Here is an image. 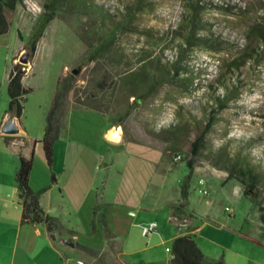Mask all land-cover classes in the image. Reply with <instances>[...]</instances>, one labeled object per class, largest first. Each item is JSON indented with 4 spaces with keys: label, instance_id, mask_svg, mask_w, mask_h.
<instances>
[{
    "label": "trees",
    "instance_id": "trees-1",
    "mask_svg": "<svg viewBox=\"0 0 264 264\" xmlns=\"http://www.w3.org/2000/svg\"><path fill=\"white\" fill-rule=\"evenodd\" d=\"M20 0H0V34L8 32L10 24L6 9L13 10ZM157 0H118L109 4L100 0H42L43 11L39 16L33 32L27 39L32 57L37 41L45 28L53 19L62 20L81 41L86 63L93 62V80L90 82L92 92L88 96H73L75 107L93 109L106 113L102 101L97 100L99 89L108 86L117 87L124 92L129 104L118 125L133 109L144 104L164 85H171L180 91L190 93V106H178L179 122L174 123L176 129L185 133L179 137L166 125L152 126L148 133L169 144L183 142L189 147L191 155L203 151L208 141V134L214 124L225 120L220 112L227 108H239L242 89L252 82V73L264 65V17L246 32L244 43H238L220 27V23L208 16V12L238 13L234 7L221 0H182L176 21L165 30H157L147 25L143 16L154 12ZM73 18H76L72 20ZM128 34L143 39L140 48L128 53L126 43L122 41ZM19 38L22 36L19 33ZM23 49V47H22ZM196 50L214 53L226 51L229 57L220 56L216 61L214 74L204 78L206 68L194 63L199 58ZM228 56V55H227ZM13 56L7 76V109L6 116L16 117L19 121L23 113L26 94L31 91L22 83L30 68L28 64L14 61ZM77 59V60H78ZM206 75V74H205ZM58 77L52 105L46 119L42 138L38 141L42 148L44 160L51 167L53 160V142L59 129L60 119L64 113L65 100L70 87L68 79ZM207 79V80H206ZM203 83L200 94L197 88ZM236 89V90H235ZM197 96V97H194ZM185 111V113L183 112ZM3 118V119H4ZM221 145L216 148V157L221 166L228 172V177L235 176L243 185L242 194L249 198V190H258L264 186V137L254 134L233 136L226 134ZM13 135H3L4 141L10 144ZM211 147V144H209ZM22 144L17 146L18 166L15 170L16 202L21 207L19 223H43L50 236L54 233H74L64 228L58 218L48 215L39 204L42 190H33L29 185L32 169V157L22 154ZM191 168L193 161L187 160ZM219 164V161H218ZM51 181L55 177L51 175ZM109 204L104 202L101 191H97V202L93 211L91 230L100 222L107 250L99 251L74 242V248L92 259H102L104 264H148L143 261L129 262L121 254L109 222L106 211ZM97 217V218H96ZM242 236L246 237L244 234ZM247 239L264 246L263 243L247 237ZM170 257L167 264H203L204 254L197 245L194 235L179 232L172 238L169 247ZM114 254L108 261L103 256ZM213 264H224L222 259Z\"/></svg>",
    "mask_w": 264,
    "mask_h": 264
},
{
    "label": "rangeland",
    "instance_id": "rangeland-1",
    "mask_svg": "<svg viewBox=\"0 0 264 264\" xmlns=\"http://www.w3.org/2000/svg\"><path fill=\"white\" fill-rule=\"evenodd\" d=\"M100 1L113 4L118 0ZM157 1L155 11L144 15L143 18L147 25L157 30H165L176 21L182 0ZM221 1L232 5L234 11L238 13L211 11L207 13L208 16L217 20L228 34L232 32L238 43H244L249 28L262 21L264 17V0ZM42 11V0H20L15 9H6L10 27L7 33L0 34V181L4 187L0 195L9 197L11 194L14 195V199H16L14 173L18 159L14 146L4 141L3 135L6 134L1 131L8 102L7 76L13 56L17 57L14 61L26 64L30 62L31 68L23 77L24 85L30 87L31 91L26 94L23 113L19 119L21 127L28 133L26 138L34 137L38 140L42 138L58 77L61 76L62 80L69 77L70 90L65 100V109L75 105L73 100L75 96L84 94L88 96L93 91L90 82L94 77V64L86 63L84 57L78 59L84 52L83 45L62 20L55 18L50 21L37 41L33 56H30V48L26 42ZM74 19L76 18L72 20ZM122 41L126 43L128 53L139 49L144 43L143 39H138L133 34L125 35ZM196 52L199 58H196L194 63L206 68L204 78L214 74L215 64L220 56L229 57L226 51L214 53L196 50ZM75 66L79 67V71L72 74L71 70ZM107 84L108 86L99 89L97 100L102 101L105 114L117 124L118 116L125 112L131 99L128 100L126 94L120 92L117 87L112 89L111 79ZM203 87L204 84L201 83L195 91L196 94H200ZM190 97H193L190 93L180 91L171 85H164L144 104L133 109L120 121L122 128L127 133L134 134L148 133L152 126L166 125L171 128L180 120L176 112L177 107H189L187 102ZM238 102L242 104L241 107L227 108L220 112L225 120L214 124L208 134L207 145L198 155H191L187 145L179 150H171L169 154L180 152L182 159L176 161L171 166L172 169L159 171L162 177L157 187L161 193V200L167 203V206L162 207L155 215L154 221L157 223L155 232L143 236L134 228L128 236L119 239V250L124 259L129 262L167 264L171 237L187 228L194 235L197 245L204 254L203 264H213L219 259H222L224 264H264V246L247 239L250 237L264 244V186L260 184L258 190L250 189L249 198L243 196V185L235 176L228 177L227 170L221 166V160L217 159L215 153L222 140L227 138L226 134L233 136L254 134L264 137V65H260L259 69L252 73V82L242 89ZM183 112L185 113L184 110ZM62 137L63 132L60 133L59 128L53 142V152L57 150V139ZM114 152L116 151L111 149L108 155L101 157V167L105 173L108 163L112 162ZM188 159L193 161L191 168H197L200 172L189 175ZM45 167L51 172L46 165ZM39 171H36V175L40 173ZM111 176L114 177L113 174ZM185 176H188L186 181ZM200 177L204 179L203 185L198 182ZM52 183L49 178L41 190L44 191L47 185ZM199 187L207 189V193H201ZM101 189L102 186H99L98 190ZM171 212L175 219L170 218ZM183 221L185 225L178 226V223ZM91 236L78 234V241L81 243ZM58 242L61 244L60 240ZM112 256L113 258L108 254L103 258L112 261L115 257L114 254ZM94 261L96 264H104L102 259Z\"/></svg>",
    "mask_w": 264,
    "mask_h": 264
},
{
    "label": "crops",
    "instance_id": "crops-1",
    "mask_svg": "<svg viewBox=\"0 0 264 264\" xmlns=\"http://www.w3.org/2000/svg\"><path fill=\"white\" fill-rule=\"evenodd\" d=\"M22 83L24 85L23 79ZM60 121L63 137L57 139L52 169L44 160L40 143L35 142L38 139L26 138L27 131L19 121L21 131L10 138V145L14 146L16 157L17 146L21 144L22 154L32 157L29 185L33 190L44 188L42 186L54 175L55 181L40 194L39 204L74 233L55 232L52 238L43 223L21 225V207L14 195H0V264H96L73 244L80 243L78 234L92 235L80 244L101 252L107 250L100 222L91 230L99 186H102V200L109 204L106 219L118 245L119 239L128 236L134 228L141 232V225L154 221L156 213L167 206L157 187L162 177L159 171L172 169L178 160L174 159V152L169 153L186 144H169L148 133H127L122 125L93 109L71 106L64 110ZM170 129L179 137L185 136L175 126ZM113 132L117 140L108 138ZM111 149L116 152L105 173L101 157L108 155ZM38 170L40 173L36 175ZM196 172L200 171L190 168L189 175ZM187 178L185 176V181ZM2 185L0 181V191L4 188ZM170 218L175 219L173 212ZM180 224L185 225L184 221L178 226ZM185 232L191 233L187 228L182 231ZM109 254L113 258L112 253Z\"/></svg>",
    "mask_w": 264,
    "mask_h": 264
},
{
    "label": "water",
    "instance_id": "water-1",
    "mask_svg": "<svg viewBox=\"0 0 264 264\" xmlns=\"http://www.w3.org/2000/svg\"><path fill=\"white\" fill-rule=\"evenodd\" d=\"M79 71V67L78 66H75L72 70H71V73L72 74H77ZM1 131L3 133H5L6 135H17L20 133L21 131V128H20V124L17 120L16 117H9V116H6L3 121H2V124H1ZM115 133H111L108 138L110 140H117V137L116 135H114Z\"/></svg>",
    "mask_w": 264,
    "mask_h": 264
},
{
    "label": "built area",
    "instance_id": "built-area-1",
    "mask_svg": "<svg viewBox=\"0 0 264 264\" xmlns=\"http://www.w3.org/2000/svg\"><path fill=\"white\" fill-rule=\"evenodd\" d=\"M173 157H174L175 160H180V159H182V154L181 153H174ZM198 182H199V184L203 185L204 179L202 177H200ZM198 190L201 193H204V194L207 193V189H205V188H200L199 187ZM226 209H228V207H226ZM156 227H157V223L155 221H150V222H148L146 224H143V225H141V234L143 236H148L151 233L155 232Z\"/></svg>",
    "mask_w": 264,
    "mask_h": 264
},
{
    "label": "bare ground",
    "instance_id": "bare-ground-1",
    "mask_svg": "<svg viewBox=\"0 0 264 264\" xmlns=\"http://www.w3.org/2000/svg\"><path fill=\"white\" fill-rule=\"evenodd\" d=\"M236 90V89H235Z\"/></svg>",
    "mask_w": 264,
    "mask_h": 264
}]
</instances>
